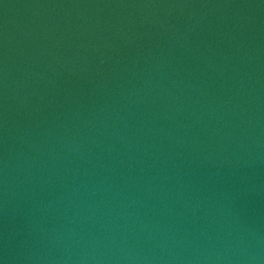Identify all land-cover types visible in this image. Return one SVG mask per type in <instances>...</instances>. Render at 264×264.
<instances>
[{
  "label": "water",
  "instance_id": "95a60500",
  "mask_svg": "<svg viewBox=\"0 0 264 264\" xmlns=\"http://www.w3.org/2000/svg\"><path fill=\"white\" fill-rule=\"evenodd\" d=\"M0 264H264V0H0Z\"/></svg>",
  "mask_w": 264,
  "mask_h": 264
}]
</instances>
